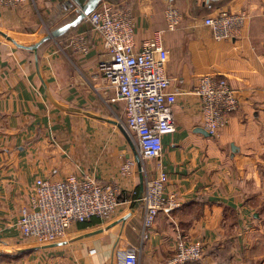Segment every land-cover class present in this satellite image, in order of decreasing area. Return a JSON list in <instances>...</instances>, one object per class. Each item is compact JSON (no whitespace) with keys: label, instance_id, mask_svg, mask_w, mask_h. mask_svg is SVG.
Returning <instances> with one entry per match:
<instances>
[{"label":"crops","instance_id":"obj_1","mask_svg":"<svg viewBox=\"0 0 264 264\" xmlns=\"http://www.w3.org/2000/svg\"><path fill=\"white\" fill-rule=\"evenodd\" d=\"M110 1L133 13L137 42L165 28L159 4L165 0ZM172 1L182 10L180 26L164 33L166 74L180 92L175 132L163 137L160 157L144 166L148 175L166 173V190L180 204L158 213L144 241L137 204L143 175L125 133L105 117L110 106L121 116L122 105H110L94 89L101 83V46L70 57L58 53L55 39L39 47L35 60L8 40L35 41L61 18L72 20L79 4L0 6V264H118L121 246L134 248L142 264H158L172 255L178 235L205 245L201 260L187 264H264V0ZM217 9L247 13L237 38L217 41L202 26V17ZM75 31L89 34V27L80 21L59 42L65 46ZM206 74L224 77L238 98L237 110L214 136L196 131L203 126L192 91ZM126 159L134 169L121 179L118 168ZM68 175L120 185L123 200L113 218L73 224L57 245L23 239L16 223L35 180Z\"/></svg>","mask_w":264,"mask_h":264},{"label":"built area","instance_id":"obj_2","mask_svg":"<svg viewBox=\"0 0 264 264\" xmlns=\"http://www.w3.org/2000/svg\"><path fill=\"white\" fill-rule=\"evenodd\" d=\"M28 1L0 0V6L17 7ZM247 18L243 11L217 9L202 17L201 24L215 40L231 41L240 35ZM163 19L164 29L154 30L137 42L138 22L131 10L101 0L83 20L89 34L74 32L65 43L70 56H84L92 46H101L96 74L101 83L94 89L110 105H122V115L116 121L141 161V241L148 238L160 211L175 209L180 204L175 194L166 190V173L148 175L144 166L147 160L160 157L163 137L175 132L173 105L180 92L171 87L173 79L166 74L169 51L164 45V33L180 26L182 13L172 0H165ZM192 93L198 99L202 128L212 136L225 127L228 117L238 108L234 89L219 75L200 76ZM133 169V159H126L118 168L121 179L130 177ZM121 195L120 185L93 178L68 175L61 180L36 179L29 202L19 210L16 226L23 239L43 247L65 238L73 224L91 218L102 224L110 221ZM204 248L202 241L178 235L172 255L158 264L197 262ZM114 257L118 264H142L137 251L130 247L117 248Z\"/></svg>","mask_w":264,"mask_h":264},{"label":"water","instance_id":"obj_3","mask_svg":"<svg viewBox=\"0 0 264 264\" xmlns=\"http://www.w3.org/2000/svg\"><path fill=\"white\" fill-rule=\"evenodd\" d=\"M74 1L77 4H79L80 7H79L77 15L72 20H70V21H68V22H66V23L54 28L52 31H47V33L45 35H43L42 37H40V38H38V39H36L35 41H32V42H27V43L19 42V41L14 40L13 38H8V40L11 41L18 48H21L23 50L28 51L30 54H33V57L36 60L37 59V52H38L39 47H41L42 45L46 44L47 42H49L51 40H55V39L61 37L71 27H73L74 25H76L80 21H83L85 16L87 14H89L93 9H95L96 6L99 4V2L101 0H86L85 3H81L79 0H74ZM206 1H208V0H206ZM110 122L112 123V121H110ZM113 123H115V122L113 121ZM118 127L121 129L120 125H118ZM196 131L202 133L203 135L209 136V133H207L201 127H198L196 129ZM131 147L133 148L132 143H131ZM133 151H134L135 160H136V163H137V168H138V170L140 172L141 171V161H140V159L138 157V154L136 153L134 148H133ZM142 196H143V182L141 181V188H140V191H139L138 196H137V204L140 202ZM125 218L126 217L122 218V220H124ZM57 244H60V242L51 243V244H47V245H44V246L57 245Z\"/></svg>","mask_w":264,"mask_h":264},{"label":"rangeland","instance_id":"obj_4","mask_svg":"<svg viewBox=\"0 0 264 264\" xmlns=\"http://www.w3.org/2000/svg\"><path fill=\"white\" fill-rule=\"evenodd\" d=\"M110 1V0H109ZM112 2V1H111ZM163 3V4H162ZM160 5H162L163 7H162V12H163V8H164V5H165V3L164 2H162V1H160V3H159ZM176 4V3H175ZM159 5V6H160ZM176 6L179 8V6H178V4H176ZM180 11L182 12V10H181V7H180ZM77 12V11H76ZM65 21V18L63 19V18H61L59 21H57V24L59 25V24H64L63 22ZM57 26V25H56ZM60 26V25H59ZM53 29L51 28V29H47L46 31L44 30L43 32H45V34L47 33V31H52ZM75 32H77V31H75ZM74 33V32H73ZM44 34V35H45ZM66 34V33H65ZM64 34V35H65ZM63 35V36H64ZM62 36V37H63ZM58 40L56 41V42H54L53 43V46H54V48L58 51V53H63L62 51H64L68 56L70 55V53L66 50V48H65V46H64V44H63V40H61L60 42H59V39L60 38H57ZM54 44H58L59 46H60V49H59V47H57V46H55ZM71 57V56H70ZM169 61H170V57H169ZM169 61H168V64H169ZM168 64H167V67H168ZM166 67V68H167ZM167 70V69H166ZM111 109H113L114 110V108H113V106H110L108 109H107V111L105 112V117H107V119H109V121H112V124H114L115 126H116V129L117 130H119L120 132H121V130H120V128L118 127V125H120L118 122L119 121H116L117 119H116V117L113 115V113H111ZM113 121L115 122V123H113ZM133 148H135L134 146H133Z\"/></svg>","mask_w":264,"mask_h":264},{"label":"trees","instance_id":"obj_5","mask_svg":"<svg viewBox=\"0 0 264 264\" xmlns=\"http://www.w3.org/2000/svg\"><path fill=\"white\" fill-rule=\"evenodd\" d=\"M122 200H123V198H122V196H120V198H119V202L122 201Z\"/></svg>","mask_w":264,"mask_h":264}]
</instances>
